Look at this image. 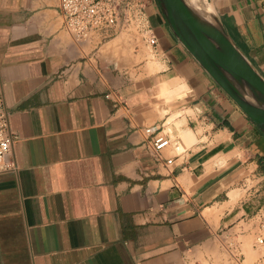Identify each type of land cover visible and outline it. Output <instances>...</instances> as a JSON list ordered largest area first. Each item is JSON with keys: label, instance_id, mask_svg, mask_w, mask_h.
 Here are the masks:
<instances>
[{"label": "crops", "instance_id": "obj_1", "mask_svg": "<svg viewBox=\"0 0 264 264\" xmlns=\"http://www.w3.org/2000/svg\"><path fill=\"white\" fill-rule=\"evenodd\" d=\"M116 2L78 41L59 0H0V264H264V134L156 0ZM211 2L264 77V0Z\"/></svg>", "mask_w": 264, "mask_h": 264}, {"label": "water", "instance_id": "obj_2", "mask_svg": "<svg viewBox=\"0 0 264 264\" xmlns=\"http://www.w3.org/2000/svg\"><path fill=\"white\" fill-rule=\"evenodd\" d=\"M169 31L264 134V77L226 31L211 0H156Z\"/></svg>", "mask_w": 264, "mask_h": 264}, {"label": "built area", "instance_id": "obj_3", "mask_svg": "<svg viewBox=\"0 0 264 264\" xmlns=\"http://www.w3.org/2000/svg\"><path fill=\"white\" fill-rule=\"evenodd\" d=\"M59 9L65 30L76 40L86 41L93 32L105 31L116 25L119 7L116 0H59ZM149 43L155 44V39L150 38ZM144 132L152 136V147L156 153L169 145V140L161 132L153 128H147ZM15 140L0 94V173L9 172L15 167L9 157ZM256 246L264 249V222L256 238Z\"/></svg>", "mask_w": 264, "mask_h": 264}, {"label": "rangeland", "instance_id": "obj_4", "mask_svg": "<svg viewBox=\"0 0 264 264\" xmlns=\"http://www.w3.org/2000/svg\"><path fill=\"white\" fill-rule=\"evenodd\" d=\"M256 238H257V236L253 239L252 243L256 244ZM258 248H259L260 250L263 249V248H261V247H258Z\"/></svg>", "mask_w": 264, "mask_h": 264}]
</instances>
